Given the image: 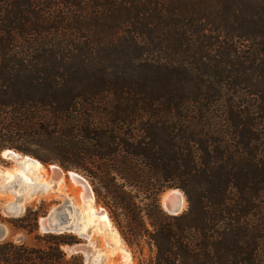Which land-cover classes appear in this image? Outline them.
I'll return each mask as SVG.
<instances>
[{"label": "trees", "instance_id": "obj_1", "mask_svg": "<svg viewBox=\"0 0 264 264\" xmlns=\"http://www.w3.org/2000/svg\"><path fill=\"white\" fill-rule=\"evenodd\" d=\"M4 150L89 177L139 264H264V0H0ZM43 207L0 264H85Z\"/></svg>", "mask_w": 264, "mask_h": 264}, {"label": "rangeland", "instance_id": "obj_2", "mask_svg": "<svg viewBox=\"0 0 264 264\" xmlns=\"http://www.w3.org/2000/svg\"><path fill=\"white\" fill-rule=\"evenodd\" d=\"M4 151H2L1 154ZM1 154H0V163L4 164L5 167L9 166L8 169L14 165V169L11 171L12 178L10 180H7L6 177L4 176V170L0 171L1 172L0 189L4 190L3 193H0V213L3 217H4V214L1 211V205L7 201H13L15 197L18 198L17 201L20 202V204L24 206V212L26 211L27 208H33L35 210L37 209L40 203L44 204V207L40 210L38 222L40 218H42L48 213H51L53 209L60 207L61 205H64L63 208L67 212L69 217L71 218V222L73 224L82 225L85 223L87 224V223L93 222L98 225L100 224V222L98 221L100 217V213L102 209H105V211L107 212V215L109 214V219L111 220L112 226H114V229L117 231V233L121 237L123 244L129 250L133 258V263L139 264L140 255L137 252V249L135 251V249H133L130 246L127 238L121 231L117 220L113 217V215L111 214L109 209L104 205V203L98 199L95 193L92 181L89 177H87L85 174L79 171L69 170V171H76L77 173H79L81 176H83L87 180L90 190L91 192H93V195H94V198H93L94 202L91 201L90 197L89 198L87 197V194H85L86 198L85 197L82 198L79 194V191H80L79 188H81L82 190V186L80 184H77L76 187H73L68 176L64 179L65 184H62L63 189L61 190L57 189L59 180L57 177H53L52 170L50 167L52 164H55V163L44 164L41 162L42 164L41 168L36 169L35 165L29 164V163L24 164L20 161H17L15 162L16 163L15 164L12 161V159H10L9 157H5V156L3 157ZM55 165H58L61 169H63L59 164H55ZM63 170L66 175L67 170L65 169ZM43 171L46 174V176L43 175ZM12 185H16V187L12 188L11 187ZM81 192L83 193V190ZM160 201H161V197H160ZM80 202L82 204H80ZM68 207H71V208H68ZM90 208H95L97 212L95 216L91 217L92 214H90V211H89ZM161 208H162V205H161ZM187 208H188V203H187ZM187 208L183 211L185 212ZM23 213H21V215ZM93 226L94 225H91L92 228ZM38 227H39V224H38ZM94 230H95V235H92L91 241L95 243V246L97 248L101 249L105 247V243H104V239L102 238V236L98 235L97 233H101V234L103 233L106 235V233L108 234V231L106 229H103L102 225L95 227ZM72 235L77 236L76 234H72ZM22 238L28 241V238L25 237L22 233L20 232L14 233L13 231L8 230L7 239L17 240V239H22ZM80 240L83 243L86 242L85 239H80ZM142 247L144 248L143 258L150 257L152 253V248L144 241L142 242ZM107 249L112 250V247L109 246L107 247ZM111 263L119 264L120 257L118 255H113V256L105 255V258H103L101 262V264H111Z\"/></svg>", "mask_w": 264, "mask_h": 264}, {"label": "water", "instance_id": "obj_3", "mask_svg": "<svg viewBox=\"0 0 264 264\" xmlns=\"http://www.w3.org/2000/svg\"><path fill=\"white\" fill-rule=\"evenodd\" d=\"M9 153L12 161L15 163L21 156L26 158V161L29 162H36L40 165L41 162L33 157H30L28 155H24L21 153H18L13 150H5ZM9 166L5 167L4 164L0 163V171H3L7 169ZM53 177H59L61 175H65V172L63 169H61L58 165L52 164L51 166ZM67 174H71L72 178L75 180L76 183L80 184L83 187V197L85 194H91L93 197V192H91L90 187L88 185L87 180L81 176L76 171H67ZM12 188H15L16 185H12ZM4 190L0 189V193H3ZM183 197L184 194L179 189H169L165 191L161 195V205L163 211L170 215V216H178L184 213L182 210L183 208ZM186 199V197H185ZM18 198L15 197L13 201H7L4 202L1 205V211L4 214L5 218H16L21 213L24 212V206L20 204V202L17 201ZM163 202V204H162ZM64 205H61L60 207H57L53 209L51 213L46 214L42 218H40L38 224V230H40L41 233H51V234H63V233H69V234H76L80 239H85L86 242H81L71 248L69 250L71 252L76 253H82L85 256V264H101L98 263V261L95 259V254L97 251V247L95 246V243L91 241V238L89 236V231L87 233L82 232L78 225H75L71 222V218L67 214V212L64 210ZM71 208V207H68ZM101 212H106L105 209H102ZM107 213V212H106ZM109 216V214H108ZM8 235V228L3 222H0V241L5 240Z\"/></svg>", "mask_w": 264, "mask_h": 264}, {"label": "bare ground", "instance_id": "obj_4", "mask_svg": "<svg viewBox=\"0 0 264 264\" xmlns=\"http://www.w3.org/2000/svg\"><path fill=\"white\" fill-rule=\"evenodd\" d=\"M2 156L3 157L4 156L5 157H9L11 159L9 153L6 152V151H4L2 153ZM17 161H20V162H22L24 164L29 163V164L35 165L36 169L41 168V165L39 163L26 161V158L23 157V156H21ZM13 169H14V165L12 167H10L9 169L7 168L6 170H4V176L6 177L7 180H10L12 178L11 171ZM0 174H1V172H0ZM43 175L46 176L44 171H43ZM67 176H68L70 182L72 183V186L73 187L77 186L78 183L75 182V180L72 178L71 174H66V175L63 174V175L58 177L59 183L57 182L58 183L57 189H59V190L63 189L62 188L63 187L62 184H65L64 179ZM79 189H80L79 194L83 198V193L81 192L83 190V187H82V190H81V188H79ZM87 197L88 198L90 197L91 201L94 202V200H93L94 197L91 194H87ZM80 204H82V203L80 202ZM162 204H163V202H162ZM186 208H187V200L185 199V197H183V208H182V210H185ZM89 211H90V214H92L91 217L95 216L97 214L95 208H90ZM98 221L100 222V224H98V225L93 223V222H90V223H87V224L85 223V224H82V225L78 224V227H79V229L82 232L87 233L89 231L90 238L92 237V235H95V230L94 229L97 226L102 225L103 229H106L108 231V234L106 233V235L103 234V233L102 234L101 233H97L98 235L102 236V238L104 239V243H105V247H103L101 249L97 248V251H96V254H95V259L98 261V263H100L103 260V258H105V255H108V256L118 255L120 257V263L119 264H134L133 263V258L131 256L129 250L123 244V241L121 240V237L119 236L117 231L114 229V226H112L111 220L109 219V216L107 215V213L106 212H101ZM91 225H94L93 228L91 227ZM109 246L112 247V250L107 249V247H109ZM111 264H113V263H111Z\"/></svg>", "mask_w": 264, "mask_h": 264}]
</instances>
